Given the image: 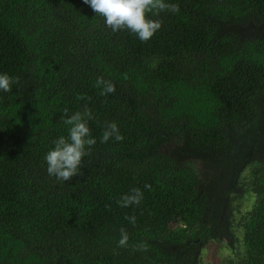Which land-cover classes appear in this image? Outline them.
I'll list each match as a JSON object with an SVG mask.
<instances>
[{
	"label": "trees",
	"instance_id": "obj_1",
	"mask_svg": "<svg viewBox=\"0 0 264 264\" xmlns=\"http://www.w3.org/2000/svg\"><path fill=\"white\" fill-rule=\"evenodd\" d=\"M167 2L179 13L149 14L162 27L141 42L83 0H0V73L18 80L0 92V264H200L237 230L221 264H264V0ZM85 107L97 143L57 181L44 156ZM110 122L123 139L101 143Z\"/></svg>",
	"mask_w": 264,
	"mask_h": 264
},
{
	"label": "clouds",
	"instance_id": "obj_2",
	"mask_svg": "<svg viewBox=\"0 0 264 264\" xmlns=\"http://www.w3.org/2000/svg\"><path fill=\"white\" fill-rule=\"evenodd\" d=\"M91 10L102 18L104 25L112 32L127 30L134 34L141 42H147L162 27L159 19H152L149 14L159 16L161 12L179 13L177 3H168L167 0H83ZM18 83L16 78L7 73H0V92L7 93L12 90V85ZM97 87L101 89V95H110L115 92V85L103 78L97 79ZM81 99V97H77ZM60 119L68 126V135L55 139L53 147L50 148L44 161L47 165V173L55 177L57 181L66 182L74 176L81 174V165L84 157L90 154L97 139L91 135L88 121L92 119L91 111L85 107L83 111L70 113L67 108L62 111ZM110 139L121 141L123 136L115 122L108 123L100 137L101 143H107ZM150 188L149 185H145ZM143 200V192L139 188L130 190V193L123 195L118 205L127 208L139 205ZM135 225V216L125 217ZM129 236L124 229L120 231L118 247H125L128 244ZM137 250L146 252L148 245L141 243Z\"/></svg>",
	"mask_w": 264,
	"mask_h": 264
},
{
	"label": "rangeland",
	"instance_id": "obj_3",
	"mask_svg": "<svg viewBox=\"0 0 264 264\" xmlns=\"http://www.w3.org/2000/svg\"><path fill=\"white\" fill-rule=\"evenodd\" d=\"M249 170H246L247 174ZM244 197H246L244 195ZM252 195L248 194L247 199L242 202L240 206V212H236V219L238 220L242 212L244 213L251 206ZM189 224L185 222V226ZM238 238L236 237V241L234 243V247L228 246L225 241H209L202 245L200 250V264H221V261L229 256H236L237 250L240 247V231L237 230ZM240 251V250H239Z\"/></svg>",
	"mask_w": 264,
	"mask_h": 264
}]
</instances>
